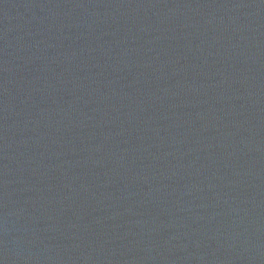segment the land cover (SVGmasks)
Segmentation results:
<instances>
[{
  "label": "water",
  "instance_id": "1",
  "mask_svg": "<svg viewBox=\"0 0 264 264\" xmlns=\"http://www.w3.org/2000/svg\"><path fill=\"white\" fill-rule=\"evenodd\" d=\"M0 264H264V0H0Z\"/></svg>",
  "mask_w": 264,
  "mask_h": 264
}]
</instances>
